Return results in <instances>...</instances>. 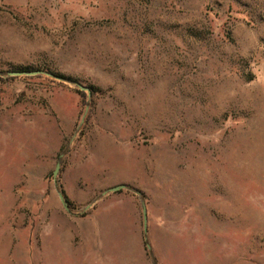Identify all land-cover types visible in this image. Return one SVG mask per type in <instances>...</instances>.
<instances>
[{
    "label": "rangeland",
    "instance_id": "rangeland-1",
    "mask_svg": "<svg viewBox=\"0 0 264 264\" xmlns=\"http://www.w3.org/2000/svg\"><path fill=\"white\" fill-rule=\"evenodd\" d=\"M0 264H264V0H0Z\"/></svg>",
    "mask_w": 264,
    "mask_h": 264
},
{
    "label": "water",
    "instance_id": "water-1",
    "mask_svg": "<svg viewBox=\"0 0 264 264\" xmlns=\"http://www.w3.org/2000/svg\"><path fill=\"white\" fill-rule=\"evenodd\" d=\"M42 73L41 72H35V73H21V72H14V73H10L9 75L12 76V77H19V76H38V75H41ZM79 89L82 91V92H89V89L88 88H85L83 86H78ZM60 171V165L57 166V169L56 171L54 172V178H55V181L57 179V176H58V173ZM125 187H117V188H114L112 190H110L108 193H116L120 190H123ZM107 193H105L106 195ZM60 199L62 201V204L64 205L65 209L66 210H69V207H68V203L65 199V197L63 196V194H60ZM143 217H144V228H145V234H147L148 232V214H147V208H146V205L143 204Z\"/></svg>",
    "mask_w": 264,
    "mask_h": 264
},
{
    "label": "trees",
    "instance_id": "trees-1",
    "mask_svg": "<svg viewBox=\"0 0 264 264\" xmlns=\"http://www.w3.org/2000/svg\"><path fill=\"white\" fill-rule=\"evenodd\" d=\"M21 73H32V72H30L29 70H25V69H24V70L21 71ZM57 77H60V79H63V78H62L63 76H57Z\"/></svg>",
    "mask_w": 264,
    "mask_h": 264
}]
</instances>
